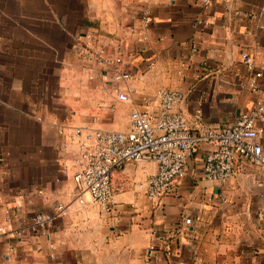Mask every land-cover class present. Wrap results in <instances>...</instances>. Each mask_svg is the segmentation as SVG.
<instances>
[{"label":"crops","instance_id":"obj_1","mask_svg":"<svg viewBox=\"0 0 264 264\" xmlns=\"http://www.w3.org/2000/svg\"><path fill=\"white\" fill-rule=\"evenodd\" d=\"M243 54L264 65V0H0V264H264L259 169L238 160L230 182L208 180L207 144L178 196L148 200L137 186L157 165L136 162L113 173L112 213L75 200L74 128L126 131L164 88L184 93L190 130L231 126L257 99ZM58 204L49 236L28 228Z\"/></svg>","mask_w":264,"mask_h":264},{"label":"built area","instance_id":"obj_2","mask_svg":"<svg viewBox=\"0 0 264 264\" xmlns=\"http://www.w3.org/2000/svg\"><path fill=\"white\" fill-rule=\"evenodd\" d=\"M209 4L210 0H203ZM148 23L149 20L147 19ZM243 61L251 73L249 87L257 95L253 108L244 112L231 125L190 130L184 115L176 108L183 102L182 91L164 88L158 92L159 105L155 112L133 108L130 112V128L126 131L74 128L79 155L77 170L73 175L76 198L79 204L98 205L106 214L114 210L112 176L129 163L153 162L157 172L138 184V189L148 200L157 202L166 196H178L180 181L186 176V167L202 144H207L203 172L208 180L226 184L236 175L235 164L245 160L259 169V183L264 182V149L260 136L264 126V65L257 67L254 59L243 54ZM111 67L116 82L128 83L129 71L120 67L121 59H102ZM122 102H130V96L116 89ZM148 103V102H146ZM68 206L58 204L52 212L37 214L28 228L42 236H49L55 219L67 213ZM193 223L191 217L185 224ZM3 229L0 227V233ZM155 233V232H153ZM156 250L152 242L146 250L148 261Z\"/></svg>","mask_w":264,"mask_h":264},{"label":"rangeland","instance_id":"obj_3","mask_svg":"<svg viewBox=\"0 0 264 264\" xmlns=\"http://www.w3.org/2000/svg\"><path fill=\"white\" fill-rule=\"evenodd\" d=\"M100 208V207H99ZM101 209V208H100ZM102 214V213H101Z\"/></svg>","mask_w":264,"mask_h":264}]
</instances>
